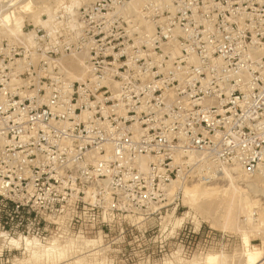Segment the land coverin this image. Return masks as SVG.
<instances>
[{"label": "rangeland", "instance_id": "obj_1", "mask_svg": "<svg viewBox=\"0 0 264 264\" xmlns=\"http://www.w3.org/2000/svg\"><path fill=\"white\" fill-rule=\"evenodd\" d=\"M263 74L264 0H0V182L29 203L0 209L20 241L0 239V264H264V175L179 180L123 211L68 204L89 192L106 129L164 131L179 103L218 111L231 78ZM23 231L56 250L32 258Z\"/></svg>", "mask_w": 264, "mask_h": 264}, {"label": "built area", "instance_id": "obj_2", "mask_svg": "<svg viewBox=\"0 0 264 264\" xmlns=\"http://www.w3.org/2000/svg\"><path fill=\"white\" fill-rule=\"evenodd\" d=\"M230 81L227 101L218 111L179 103V121L169 117L164 131L155 126L145 133L131 126L121 132L106 129L95 165H87L89 159L82 168L91 188L85 198L72 197L70 209L123 211L156 198L179 180L210 184L227 178V172L235 175L234 169L264 175V74ZM9 194L8 184L0 182L1 210H28V201ZM20 223L28 228L30 214L22 213ZM25 234L20 237L26 240Z\"/></svg>", "mask_w": 264, "mask_h": 264}, {"label": "bare ground", "instance_id": "obj_3", "mask_svg": "<svg viewBox=\"0 0 264 264\" xmlns=\"http://www.w3.org/2000/svg\"><path fill=\"white\" fill-rule=\"evenodd\" d=\"M136 5V4H135ZM134 5V6H135ZM136 8V7H135ZM131 13V12H130ZM39 20V19H38ZM15 26V24H12V26ZM17 25H19V24H17ZM16 27V26H15ZM16 29V28H15ZM19 29H20V26H18L17 27V30L16 31H18V33H17V35L18 34H21L20 32H19ZM11 30H13V28L11 29ZM12 32H15V31H12ZM9 33V32H8ZM16 33H14V34H12V35H15ZM26 36V35H25ZM23 37V36H22ZM27 39V42L30 44V43H32V39L34 38H32L31 37V35L30 36H28V37H26ZM25 41V40H24ZM82 67V70H83V62L80 64ZM80 68V67H79ZM82 70L80 71L79 70V73L80 72H82ZM81 74V73H80ZM71 76V75H70ZM81 76V75H80ZM79 76V77H80ZM72 77V76H71ZM75 78V77H74ZM78 79H80L81 80V77L80 78H78ZM234 171H235V169H234ZM239 175V174H238ZM245 175V174H244ZM237 178H239V177H237ZM176 183V182H175ZM174 184V183H173ZM195 185V184H194ZM237 185V184H236ZM238 187V186H237ZM201 187H197V186H195L192 190H186L185 191V195H186V197L189 199H192V200H190V201H193V204L195 203V201L197 200V199H201V198H199V197H202V195L203 194H206V189L205 188H203L204 190H206V191H204V190H202V188L200 189ZM232 188V187H231ZM235 188V187H234ZM229 189V188H228ZM171 190V189H170ZM209 190V189H208ZM216 191V190H215ZM229 191V190H228ZM231 191V190H230ZM170 192V191H169ZM212 192V191H211ZM210 192V193H211ZM208 193V192H207ZM217 193H219V191H217ZM232 193H238L239 195H240V193H243V191L242 190H237V189H232ZM231 193V194H232ZM230 194V195H231ZM234 194H232V195H234ZM235 194V195H236ZM208 195V194H207ZM211 195V194H210ZM217 195H219V194H217ZM216 195V196H217ZM239 195H236V197L237 196H239ZM169 196H171V195H169L168 194V197ZM204 196V195H203ZM215 196V195H214ZM213 195H212V197H214ZM205 197V196H204ZM204 197H202V198H204ZM207 197V196H206ZM208 197H211V196H209L208 195ZM234 197V196H233ZM236 197H234V198H236ZM239 198V197H238ZM242 198V197H241ZM205 199V198H204ZM207 199V198H206ZM209 199V198H208ZM211 199V198H210ZM233 200L234 199H232V202H233ZM236 200H238V199H236ZM240 200V199H239ZM234 203V202H233ZM237 203H239V202H237ZM242 203H244V202H242ZM242 203H240V204H242ZM250 204V203H249ZM248 203H247V205H249ZM238 205V204H237ZM242 206V205H241ZM235 207H236V204H235ZM249 209V208H248ZM242 211V210H241ZM242 213V212H241ZM255 220V219H254ZM264 221V220H263ZM250 222V221H249ZM259 222V221H258ZM261 222V221H260ZM255 223V222H254ZM257 225V224H256ZM259 226V225H258ZM261 226V225H260ZM263 226H264V224H263ZM262 228V227H261ZM259 229V228H258ZM5 234H0V239L1 238H4L5 240H6V242H9L8 244H10V245H13V246H15V247H19L20 246V241L18 242V241H15V240H12V239H9V238H5ZM3 239V240H4ZM4 240V241H5ZM1 241V240H0ZM4 241H3V243H4ZM92 242H94V241H92ZM2 243V242H1ZM0 243V244H1ZM56 243V242H55ZM89 243H91V242H87V244L89 245ZM245 243H247V242H245ZM68 244V243H67ZM86 244V243H85ZM92 244V243H91ZM2 245V244H1ZM71 245V244H70ZM69 245V246H70ZM41 246V245H40ZM68 246V247H69ZM57 247V246H56ZM56 247H55V245H50L48 248L47 247H45V248H43V247H40V250L38 249L39 247H38V244H37V242H35V240H25V249L28 251H30V253H31V257L32 258H34V259H37V260H39L40 258H41V254L44 256V253H46V252H42V251H46V250H48V251H55L56 250ZM64 247V246H63ZM62 247V248H63ZM79 248V247H78ZM57 249H59V248H57ZM65 249H67V248H65ZM39 250V251H38ZM47 251V252H48ZM248 252V251H247ZM50 253V252H49ZM48 253V254H49ZM52 253V252H51ZM51 253H50V255H51ZM47 254V255H48ZM248 255H247V257H249V256H252V259H248L247 261H248V264H257V262L259 261L258 259H259V256H258V254L257 253H255V254H250V252L249 253H247ZM46 255V256H47ZM54 255V254H53ZM241 256V255H240ZM61 258V257H60ZM220 258L218 257V256H216V257H208V259H207V263L208 264H213V263H215V262H218L217 260H219ZM260 259H261V257H260ZM77 262V261H76ZM238 263V262H237ZM242 263H243V261H242ZM23 264V263H22Z\"/></svg>", "mask_w": 264, "mask_h": 264}]
</instances>
